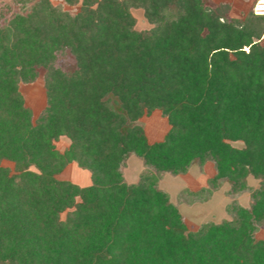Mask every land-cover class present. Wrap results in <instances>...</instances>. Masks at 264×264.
Masks as SVG:
<instances>
[{
  "label": "trees",
  "instance_id": "trees-1",
  "mask_svg": "<svg viewBox=\"0 0 264 264\" xmlns=\"http://www.w3.org/2000/svg\"><path fill=\"white\" fill-rule=\"evenodd\" d=\"M62 1L79 8L18 0L3 20L0 7V264H264L253 235L264 224V15L231 18L209 0ZM131 8L152 26L137 30ZM40 74L46 104L33 120L19 83ZM155 109L169 128L149 142L139 119ZM130 153L154 173L126 182ZM209 160L210 187L260 184L234 219L189 230L157 175ZM72 162L89 185L57 178Z\"/></svg>",
  "mask_w": 264,
  "mask_h": 264
},
{
  "label": "rangeland",
  "instance_id": "rangeland-1",
  "mask_svg": "<svg viewBox=\"0 0 264 264\" xmlns=\"http://www.w3.org/2000/svg\"><path fill=\"white\" fill-rule=\"evenodd\" d=\"M256 0H209L214 4H228V16L231 18L243 19L248 14ZM53 4H58L63 9L71 13H75L79 4L68 5L62 0H51ZM18 0H0V7H3V20L8 18L10 13L19 8ZM131 13L135 17V28L137 30H145L152 26L144 17L141 8H131ZM262 43H264V32L262 35ZM58 64L65 68L73 65L71 58L63 60L60 57ZM19 89L24 98V104L33 113L35 120L46 104V95L44 88V80L40 74L34 81L20 82ZM139 122L143 125L149 142L161 140L169 128L166 117L160 110L155 109L150 114H144ZM69 144V139L65 136L60 137L55 146L58 150L63 151ZM233 146L242 147L240 141L231 142ZM3 165L13 168V163L7 160L2 162ZM123 176L126 182H136L140 173L143 171L153 172L151 167L143 164L140 157L130 153L121 166ZM214 166L212 161H206L203 165L194 162L186 173L188 174H172L169 172H161L157 175V187L166 191L170 197V201L177 206L184 217V221L189 230H197L201 223L214 221L220 222L235 218L232 211L234 204H240L244 207H250L252 202V193L259 187L260 181L251 175L245 178L246 188L234 192L232 183L229 179H221L216 187H210L209 178L214 174ZM57 178L70 180L80 186L89 185L91 182L90 172L80 168L76 162L70 163L65 170L57 175ZM200 190V194L195 196L190 192ZM64 217V214L62 215ZM255 239H264V224H257L253 233Z\"/></svg>",
  "mask_w": 264,
  "mask_h": 264
},
{
  "label": "built area",
  "instance_id": "built-area-1",
  "mask_svg": "<svg viewBox=\"0 0 264 264\" xmlns=\"http://www.w3.org/2000/svg\"><path fill=\"white\" fill-rule=\"evenodd\" d=\"M252 11L255 15H264V0H256L252 6Z\"/></svg>",
  "mask_w": 264,
  "mask_h": 264
},
{
  "label": "crops",
  "instance_id": "crops-1",
  "mask_svg": "<svg viewBox=\"0 0 264 264\" xmlns=\"http://www.w3.org/2000/svg\"><path fill=\"white\" fill-rule=\"evenodd\" d=\"M144 130H145V129H144ZM69 165H70V164H69ZM69 165H68V166H69ZM184 174L186 175V174H188V173H184Z\"/></svg>",
  "mask_w": 264,
  "mask_h": 264
}]
</instances>
